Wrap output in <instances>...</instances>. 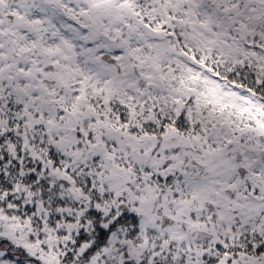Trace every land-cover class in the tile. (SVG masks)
Returning <instances> with one entry per match:
<instances>
[{"label":"snow or ice","instance_id":"6c2138e0","mask_svg":"<svg viewBox=\"0 0 264 264\" xmlns=\"http://www.w3.org/2000/svg\"><path fill=\"white\" fill-rule=\"evenodd\" d=\"M0 264H264V0H0Z\"/></svg>","mask_w":264,"mask_h":264}]
</instances>
